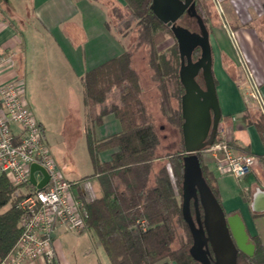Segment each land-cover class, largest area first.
I'll list each match as a JSON object with an SVG mask.
<instances>
[{"label": "trees", "instance_id": "1", "mask_svg": "<svg viewBox=\"0 0 264 264\" xmlns=\"http://www.w3.org/2000/svg\"><path fill=\"white\" fill-rule=\"evenodd\" d=\"M122 1V7L111 10L114 25L111 27L108 21L105 26L123 38L133 34L131 45L85 72L81 79L88 119L86 145L93 173L78 183L96 176L100 195L86 201L79 194L76 199L87 211L85 229L94 234L110 264H198L189 254L192 238L182 212L185 153L178 46L170 28L150 10L151 0ZM193 1L197 10L198 2ZM167 36L173 44L160 52L158 48ZM140 49L145 50L144 69L157 92L156 110L133 63ZM109 115L118 122L119 131L103 140L95 139L94 129ZM159 116L179 134L175 149L163 155L159 154ZM252 124L264 145V113ZM107 150L111 151L110 159L102 162L99 154ZM197 157L202 176L219 202L216 181L208 168L212 159L204 152ZM78 183L71 182L72 188ZM15 190L9 177L1 174L0 259L9 253L20 233V212L12 201ZM7 204L8 210L1 212ZM251 241L255 246L253 256L239 252L237 264H264L263 249L256 239Z\"/></svg>", "mask_w": 264, "mask_h": 264}, {"label": "crops", "instance_id": "2", "mask_svg": "<svg viewBox=\"0 0 264 264\" xmlns=\"http://www.w3.org/2000/svg\"><path fill=\"white\" fill-rule=\"evenodd\" d=\"M116 2L123 6L122 0ZM233 8L239 21H234L232 26L227 22L220 27L219 37L218 32H209L212 74L221 111L219 127L226 128L235 150L253 155L256 163L242 180H235L228 174L218 175L212 163L208 168L215 178L223 211L226 215H239L250 241L256 239L264 252V145L252 124L261 112L264 113V0H233ZM108 21L101 0H0V55H12L11 63L0 68V83L16 79L22 86L32 61L47 63L45 53L41 51L48 47L55 67L48 70V66H44L45 75L49 71L55 80L49 91L54 96L49 99L57 100L58 95L66 93L71 95L64 96L62 102L73 108L74 119L85 136L88 119L81 79L85 72L120 55L128 46L123 37L105 26ZM148 77V73L144 80L139 76L140 84L147 98L154 101L152 109L156 110L157 92ZM58 84L63 88L57 89ZM245 116L247 120H243ZM36 120L45 141V121ZM13 130L16 132L17 128L13 127ZM118 131V122L109 115L94 129V136L103 140ZM110 156L109 150L99 154L102 162H107ZM89 163V172L82 176L63 177L78 183L93 173L90 158ZM41 177L40 172H34L38 182ZM228 178L237 181L234 187H228ZM72 194L75 199L81 194L86 201L98 197L97 177L78 183L72 188ZM9 207L7 204L1 212ZM60 232H64V228H58L53 235L55 264H110L103 255L91 259L89 249L77 251L64 247L58 238ZM96 243V250L102 248L98 240ZM32 264L47 263L38 260Z\"/></svg>", "mask_w": 264, "mask_h": 264}, {"label": "water", "instance_id": "3", "mask_svg": "<svg viewBox=\"0 0 264 264\" xmlns=\"http://www.w3.org/2000/svg\"><path fill=\"white\" fill-rule=\"evenodd\" d=\"M150 10L170 28L180 58L181 131L185 153L183 186L187 195L182 212L192 238L189 254L198 264H237L238 253L252 257L255 246L240 216L226 215L223 211L202 176L197 157L214 143L221 120L212 74L209 32L193 0H151ZM182 16L194 21L197 30L183 24ZM194 52H197L195 60L192 59ZM37 171L42 175L38 183L34 178ZM29 182L40 190L48 183V175L43 168L32 164ZM189 198L195 207V220L189 211Z\"/></svg>", "mask_w": 264, "mask_h": 264}, {"label": "built area", "instance_id": "4", "mask_svg": "<svg viewBox=\"0 0 264 264\" xmlns=\"http://www.w3.org/2000/svg\"><path fill=\"white\" fill-rule=\"evenodd\" d=\"M11 59L12 55H0V68L8 66ZM227 133L226 128L218 126L214 143L204 152L212 159L218 175L242 180L254 167L256 158L235 150ZM32 164L48 175V183L40 190L29 182ZM0 174H6L16 188L12 201L20 212L19 236L0 264H32L38 260L55 264V231L84 230L87 211L84 203L74 198L71 182L63 177L51 157L41 125L16 79L0 83Z\"/></svg>", "mask_w": 264, "mask_h": 264}, {"label": "rangeland", "instance_id": "5", "mask_svg": "<svg viewBox=\"0 0 264 264\" xmlns=\"http://www.w3.org/2000/svg\"><path fill=\"white\" fill-rule=\"evenodd\" d=\"M116 1L119 0H101V4L107 10L109 25L111 27L115 23V17L112 16L111 10L120 8V5H122V3L118 2V4ZM197 2V13H200L201 16H199L202 18L208 32L216 33L227 22L232 26L234 21H239L234 12L233 0H197ZM181 22L189 25L193 30H197L196 23L186 16ZM216 34L219 37V32ZM133 38V34L124 37L126 43H128L127 47L131 45ZM172 44L173 40L167 36L164 43L158 49L160 52H163ZM41 52L45 53L44 56L47 63L37 62L36 60L31 62V66L28 67L24 80L21 82L24 98L27 100L33 116L38 120L40 119L42 121L44 119L45 121V143L62 175L65 178H73V176L77 175L82 176L90 170L88 151L86 150V137L81 132V129H79L77 120L74 119L76 116L73 108H71L70 104L68 105L62 102L64 96L71 97V95L66 93V95H58L57 100L56 98L53 101L49 99V96H54L53 93L50 95L49 91L53 89L52 84L55 80L49 71L45 75L47 70L44 71V66L46 64L48 70L54 67V63L50 60L53 54L46 46L44 51ZM144 53L145 50L140 49L135 53L133 60L134 66L140 78L143 80L147 77L143 62ZM56 88L61 89L63 86L58 84ZM244 97L249 102L251 101L249 96L244 95ZM153 103L154 101H151V105ZM157 127H160L159 136L161 137L159 154L163 155L165 152L175 149L176 141H179V134L160 116L157 120ZM234 179L228 178V187H234L236 185L237 181ZM189 211L194 219V214L190 206ZM58 238L66 248H73L77 251L89 249L91 251V255L89 256L91 259L103 255L106 261H108L102 248H99V250L95 249L97 239L90 230L85 229L76 232L64 229V232L58 233Z\"/></svg>", "mask_w": 264, "mask_h": 264}, {"label": "flooded vegetation", "instance_id": "6", "mask_svg": "<svg viewBox=\"0 0 264 264\" xmlns=\"http://www.w3.org/2000/svg\"><path fill=\"white\" fill-rule=\"evenodd\" d=\"M184 17H185V16H182L180 20L183 21ZM192 57H193V58H192L193 60H195V59L197 58V57H195V52L193 53V56H192ZM186 198H187V195L185 194V200H186ZM185 200H184V202H185ZM190 205L193 206V214H195V207H194V205H193V200H192V198H189V206H190ZM194 220H195V219H194Z\"/></svg>", "mask_w": 264, "mask_h": 264}]
</instances>
